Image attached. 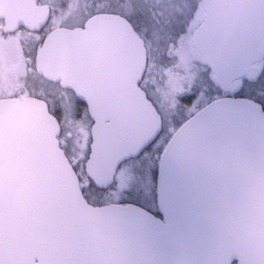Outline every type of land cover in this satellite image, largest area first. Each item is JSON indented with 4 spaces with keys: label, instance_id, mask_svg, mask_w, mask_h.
Instances as JSON below:
<instances>
[{
    "label": "water",
    "instance_id": "95a60500",
    "mask_svg": "<svg viewBox=\"0 0 264 264\" xmlns=\"http://www.w3.org/2000/svg\"><path fill=\"white\" fill-rule=\"evenodd\" d=\"M192 41L219 88L260 75L264 0H202ZM52 6L0 0L5 30H43ZM42 74L88 105L85 172L100 189L160 136L163 117L141 86L148 47L119 13L51 28ZM61 126L36 96L0 99V264H264V109L245 97L209 102L161 155L158 217L139 204H90L63 150ZM254 250L256 253H254ZM254 253V254H252Z\"/></svg>",
    "mask_w": 264,
    "mask_h": 264
},
{
    "label": "rangeland",
    "instance_id": "374dc122",
    "mask_svg": "<svg viewBox=\"0 0 264 264\" xmlns=\"http://www.w3.org/2000/svg\"><path fill=\"white\" fill-rule=\"evenodd\" d=\"M40 2L55 8L48 29L59 25L79 26L90 15L103 11L120 10L129 18L148 47V71L142 87L161 113L165 133L177 131L181 122L205 104L210 95L219 94L212 74L197 61L193 51L192 39L199 23L202 0H123L119 6L112 0ZM260 64L263 71L257 87L263 88L264 58ZM251 86L253 84L246 85L247 88ZM46 96L50 100V107L61 119L65 147L78 168L82 169L90 151L91 118L84 109L79 108L75 95L63 91L53 82L48 83ZM160 156L161 153L151 158L149 156L148 174L143 168V164L148 162L147 158L123 165L118 170L113 188L97 194L99 197L127 195V199L134 200L140 194L139 190L145 192L146 197L150 189L155 194L158 170L152 174L150 168L156 159L159 163ZM141 174L140 180L137 177Z\"/></svg>",
    "mask_w": 264,
    "mask_h": 264
},
{
    "label": "flooded vegetation",
    "instance_id": "af4514ba",
    "mask_svg": "<svg viewBox=\"0 0 264 264\" xmlns=\"http://www.w3.org/2000/svg\"><path fill=\"white\" fill-rule=\"evenodd\" d=\"M112 1H113V3H115L116 5L119 6V4H121V2L123 0H112ZM54 11H55V8H54V6H52L51 18H52ZM105 12L106 13H114V14L119 13V14H122L123 16L126 17V15L123 14L120 10L105 11ZM105 12L103 11L102 13H105ZM96 13H98V12H96ZM96 13H94V14H96ZM200 13H201L199 15L200 19L198 21L199 23H198L197 27L203 23V20H204L205 14H206V11H204L203 4L201 5ZM94 14L90 15V17L86 18V20L83 22L82 25L72 26V27H83L85 25V23L90 18H92L94 16ZM127 19H129V18H127ZM5 25H6V19L0 18V99H8L9 97H17V98L25 99V98L30 97V96H36L40 99L45 100L48 103V106L50 107V105H49L50 100L46 96V94L48 93V83L53 82L56 85H58L63 91L67 90V91L71 92L73 95H75L76 100H77V104L80 106L79 108L84 109L88 113V116H89L88 105H86L81 99H79L77 97V95L73 93V91H71L69 89H65V88L63 89L61 84H59L58 82L49 81L42 74L41 62H40V54H41L40 50H41V48L45 42L44 39L46 37V35L44 34V29L36 32V31L26 30L24 27H19V28H17L16 31L12 32V31L5 30ZM59 26H55V27H59ZM61 26H65V25H61ZM66 27H68V26H66ZM72 27H69V28H72ZM52 28H54V27H52ZM193 37H194V35H193ZM192 41H193V39H192ZM263 58H264V56H263ZM263 58L258 63L260 66L261 72H262L263 66H261L260 63L262 62ZM261 72H260V74H261ZM213 79H214V77H213ZM56 101H58V100H56ZM50 110H51V113L53 115H55V117L58 118V120L60 122V126H61L62 131H61L59 138L61 140L62 148L66 152V154L68 155L70 162H72V164H73V166L77 172L79 169L78 165L73 160L72 156L69 155V153L67 151V147H65V142H64V140H62L63 128H62L61 119H60V117H58V115L54 109H51V107H50ZM198 111H195V113ZM195 113H193L192 115H194ZM192 115L188 116V118L191 117ZM90 118H91V116H90ZM188 118L184 119L181 122V124L177 127V129L185 121H187ZM92 125H93V120L91 118V126H90L91 130H92ZM163 132L164 131H162V133ZM161 134H160V136H161ZM173 134H172V136H173ZM90 138H91V132H90ZM91 143H92V138L90 139L89 146L91 145ZM150 146L147 149H145V151L143 153H141L138 157H135L134 159L128 160V161L134 162V161L140 160L143 157L147 158L148 162L143 164L144 165L143 168L146 170V174H148V170H149L148 168L150 167L151 156L153 157L156 155V154L151 155ZM89 153H90V151H89ZM89 153H88V156H89ZM157 153H161V155H162L163 152H157ZM88 156L86 157V160H87ZM149 156H150V158H149ZM160 158H161V156H160ZM128 161H125L124 163H126ZM160 161H161V159H160ZM160 161H159V163H160ZM86 162H85V165H86ZM131 162H129V163H131ZM159 163H158V160L156 159V162L154 164H152L151 168H150V169H152V174H153L154 170H155L154 167L155 166L157 167V170H158L157 178H158V173H159V169H158ZM123 164L120 167H123ZM85 165H84V171H85ZM78 176H79V174H78ZM137 178H139L141 180L142 174L140 176H138ZM157 178H156V180H157ZM80 180H81L80 183L83 182L82 177H80ZM157 185H158V180H157ZM113 186H114V184L111 187H109L107 189H103V190H105V192H106L107 190H110L111 188H113ZM82 191H83V195H85V197H86V194H84L83 187H82ZM153 191L154 190L150 189L149 190L150 193L146 197L145 196L146 193L143 192L142 190H139L140 194H138V196H141V197L137 196V199L143 200V201L150 200L151 197L154 195ZM155 196H156V203H157V213H153L152 211L151 212L158 217L159 216L162 217V215L159 213V210H158L157 187L155 190ZM132 197H134L133 194H132ZM86 199L89 202L87 197H86ZM106 199L107 200L111 199L112 203L114 202V203H119V204H127V203L136 204V203H134L133 199H131V198H129V199H131V201H133V202H126V201H130L129 199H127V195H124V197H119L117 194L113 195V196L110 195V196H106ZM89 203L91 204L92 202H89ZM107 203H109V202H103L101 204V206L105 205ZM254 253H256L255 250H254ZM254 253H252V254H254ZM232 264H239V261L237 259H233Z\"/></svg>",
    "mask_w": 264,
    "mask_h": 264
},
{
    "label": "trees",
    "instance_id": "16d2710c",
    "mask_svg": "<svg viewBox=\"0 0 264 264\" xmlns=\"http://www.w3.org/2000/svg\"><path fill=\"white\" fill-rule=\"evenodd\" d=\"M49 31H50V29H48L46 26L44 28V34L47 35ZM206 68L212 74L210 68L209 67H206ZM262 71H263V69H262ZM261 76L262 75H260L257 79H253V80L250 79L249 76L242 77V79L235 82V85H234L235 90L231 94H228V93L224 92L221 88H219L213 79V84L218 89L219 94L213 93L212 95H210L209 96L210 98H208V101L205 104H203L202 106H200L199 109L208 105L209 102H211L215 99H218L222 96H228V95L229 96L232 95L235 97H245V98L249 99L250 101H252L253 103L255 102V103L261 105L262 108L264 109V87L263 88L257 87L259 85L258 81H259V78ZM247 84H253V86H251V88H247L246 87ZM51 109H52V107H51ZM199 109H197L196 111H198ZM173 133L168 134V133L163 132L161 134V136L155 141V143L150 146L151 155L156 154L157 152H163V150L166 148V145H167L169 139L172 137ZM129 162H131V161H128L124 164H127ZM155 171H157V167H155ZM77 172H78L79 176L82 177V179H83V182H81L82 187L84 190V194H86V197L88 198L89 202H92L94 205H97V206H101V204L103 202H109L107 204H113L114 203V202L112 203L111 199L107 200L106 196H104V195L102 197H99V195L97 193H100L102 191L105 192V190L100 189L98 187V185L92 181L91 178L89 179L86 172L84 171V167L82 169H78ZM129 200L130 201H126V202H133L134 201V203H138L141 206L145 207L146 209L148 208L153 213H157V203H156L155 194L151 197L150 200H147V201L137 200V199L136 200L133 199V201H131V199H129Z\"/></svg>",
    "mask_w": 264,
    "mask_h": 264
}]
</instances>
